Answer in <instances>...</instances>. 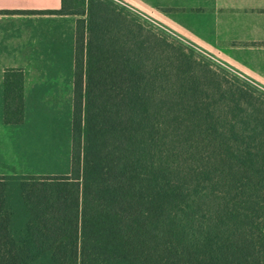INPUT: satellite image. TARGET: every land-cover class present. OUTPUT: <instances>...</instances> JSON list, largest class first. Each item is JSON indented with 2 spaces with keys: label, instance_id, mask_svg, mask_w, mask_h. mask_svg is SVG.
<instances>
[{
  "label": "trees",
  "instance_id": "1",
  "mask_svg": "<svg viewBox=\"0 0 264 264\" xmlns=\"http://www.w3.org/2000/svg\"><path fill=\"white\" fill-rule=\"evenodd\" d=\"M28 12L77 15L70 172L0 175V264H264V90L115 0Z\"/></svg>",
  "mask_w": 264,
  "mask_h": 264
},
{
  "label": "crops",
  "instance_id": "2",
  "mask_svg": "<svg viewBox=\"0 0 264 264\" xmlns=\"http://www.w3.org/2000/svg\"><path fill=\"white\" fill-rule=\"evenodd\" d=\"M115 1L264 89V0ZM60 2L61 0H0L2 120V75L5 69H22L25 109L30 91L27 87L34 84L26 78V71L31 63L38 62L37 70H44L47 67L44 62L56 64L61 53L68 60L72 58L73 63L74 21L77 15L28 12L32 9L58 8ZM18 54L25 55L24 63H16L14 58ZM2 57L5 64H2Z\"/></svg>",
  "mask_w": 264,
  "mask_h": 264
},
{
  "label": "rangeland",
  "instance_id": "3",
  "mask_svg": "<svg viewBox=\"0 0 264 264\" xmlns=\"http://www.w3.org/2000/svg\"><path fill=\"white\" fill-rule=\"evenodd\" d=\"M139 21L143 32H155L160 36L164 34L158 31L156 23H148L140 18ZM163 31L169 42L175 45L178 41L184 43V40L164 29ZM58 57L60 60L56 64L44 62L47 65L44 70H37L39 64L33 62L26 71L27 81L34 84L27 87L30 91L25 102L24 122L5 125L2 120L1 99L0 175L10 177L8 179L19 174L65 175L70 172L73 63L72 58L68 60L65 54L61 53ZM14 60L17 64H22L25 55L18 54ZM3 62L2 57V64H5ZM212 66L219 69L227 82H236L231 74L214 64ZM227 70L232 72L230 68ZM253 93L259 95L257 92ZM4 188L13 191L15 185L8 184Z\"/></svg>",
  "mask_w": 264,
  "mask_h": 264
}]
</instances>
